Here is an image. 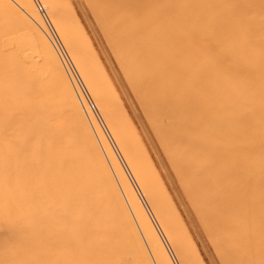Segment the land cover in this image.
<instances>
[{
    "label": "rangeland",
    "instance_id": "rangeland-1",
    "mask_svg": "<svg viewBox=\"0 0 264 264\" xmlns=\"http://www.w3.org/2000/svg\"><path fill=\"white\" fill-rule=\"evenodd\" d=\"M107 1L117 0H0V87L9 92L7 113L0 93V264H248L243 246L258 238L255 255L264 259V205L256 204L264 202V0H158L186 16L174 30L196 37L215 89L233 97L235 138L226 144L244 149L251 193L240 203L246 232L235 230L245 238L235 243L217 235L187 188L175 147L162 135L168 121L152 109L150 83L136 77L140 66L122 54ZM141 7V17L154 16L152 6ZM160 17L170 15L162 9ZM227 50L245 61L223 62ZM49 80L61 100L23 115L33 111L30 90ZM55 132L69 133L60 149L51 146L56 155L86 142L80 170L61 165L59 155L54 167L43 154V136Z\"/></svg>",
    "mask_w": 264,
    "mask_h": 264
},
{
    "label": "bare ground",
    "instance_id": "bare-ground-1",
    "mask_svg": "<svg viewBox=\"0 0 264 264\" xmlns=\"http://www.w3.org/2000/svg\"><path fill=\"white\" fill-rule=\"evenodd\" d=\"M134 2L137 10L133 9ZM146 3L152 6L154 16L151 19L141 17V12H144V7L141 6ZM107 4L105 12L114 30L115 39L119 41L122 54L135 67V70L140 66L142 70L137 72L136 77L150 83L148 93L153 101L152 109L162 114L159 116L161 119L168 121L162 129V135L167 143L175 147L174 158L189 177L187 188L197 194L202 210H207L206 213L211 222L218 226L217 235L230 243L241 242L245 235H239L235 230L246 232L243 228L245 222L249 220L244 212L243 215L240 213L242 206L240 203L246 202L251 195L246 186L250 178V168L242 161L244 149L240 147L235 152L234 144L232 146L226 144V141L234 142L235 138L232 126L228 124L230 117L228 107L233 105V97L215 89L216 77L205 71L207 67L201 58L203 57L201 51L196 48V37L186 39L180 31L174 30L177 28L175 27L178 25L177 22H186V16L177 7L172 4L165 7L158 0H134L133 2L130 0L129 3L126 1L121 3V0H117ZM162 9L166 14L169 13L168 19L160 17ZM187 16L192 17L190 14ZM218 45L213 46L214 50L225 52V48L223 46L218 48ZM251 57L252 55H248L246 59L251 61ZM225 58L223 62L245 61L232 50H227ZM214 63L216 61H211L210 64ZM2 74L13 75L9 72ZM3 75L2 78H4ZM1 89L0 87V93L3 91L2 96L6 103L9 99L8 89ZM44 95L45 97H42ZM50 95L57 96V98ZM28 98L33 111L23 112L25 116L36 114L40 108L49 109L54 102L61 100L52 80H49L45 86L31 89ZM42 98H47V100L44 101ZM6 104L4 108H1L3 113H7L9 109V104ZM24 109L23 106V111ZM14 123L15 121L13 125L8 126L6 131L13 130L10 127H14ZM68 134L62 135L55 132L54 137L43 136L41 146L47 145L46 152L43 154L46 157L49 156L47 159L54 164V167L60 156L64 161L63 163L60 161L61 165L66 166L65 164L69 163L72 169L80 170L81 168L77 165L84 166L87 160L86 155L84 159V151L86 152L84 143L86 142L78 139L77 133L75 136L79 141L78 144H81V149L79 145L75 146V149L68 146L65 153L56 155V151L51 147L60 149L68 138ZM25 142L24 148L27 149L24 150V156H29L31 153L28 151L29 140ZM225 144L227 147H223L226 146ZM233 154H237L239 159H235ZM66 158L71 161H67ZM25 170L27 171L26 168ZM54 192L56 196H59V191ZM237 195L239 196L238 203L234 200ZM256 204L259 208L264 205V202L259 201ZM72 205H69L70 208ZM102 214V217L109 220L103 208ZM105 233L106 236L109 235V231L107 233L105 230ZM110 239L109 235L106 239L108 248ZM257 244H262V238L255 240L250 247L243 246L246 254L249 253L244 259L248 264L253 262L248 257L249 255H253L252 258L256 260L255 264H264V259L257 260L258 256L255 255ZM106 250L108 249L104 248L102 251L103 256L105 253L109 254ZM240 252L242 251L235 253V259L242 258Z\"/></svg>",
    "mask_w": 264,
    "mask_h": 264
}]
</instances>
